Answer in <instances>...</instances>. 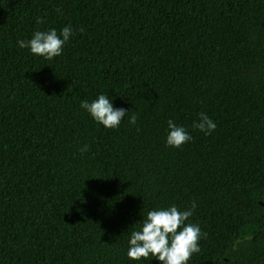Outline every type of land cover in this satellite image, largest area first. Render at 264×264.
I'll list each match as a JSON object with an SVG mask.
<instances>
[{
	"label": "trees",
	"instance_id": "trees-1",
	"mask_svg": "<svg viewBox=\"0 0 264 264\" xmlns=\"http://www.w3.org/2000/svg\"><path fill=\"white\" fill-rule=\"evenodd\" d=\"M65 26L51 60L17 46ZM99 94L115 129L80 108ZM192 201L187 264H264V0H0V264H160L131 231Z\"/></svg>",
	"mask_w": 264,
	"mask_h": 264
},
{
	"label": "clouds",
	"instance_id": "clouds-1",
	"mask_svg": "<svg viewBox=\"0 0 264 264\" xmlns=\"http://www.w3.org/2000/svg\"><path fill=\"white\" fill-rule=\"evenodd\" d=\"M42 22V18H36V24ZM72 35L73 30L69 26L61 28L59 33L55 28L45 31L36 30L31 34L30 39L18 40L17 46L21 49L27 48L31 54L45 60H51L61 55L63 46ZM80 108L105 129L117 128L129 112L124 108H114L105 94H99L91 101H81ZM136 119L133 113L128 117V123L135 125ZM193 127L208 136L217 125L207 114L201 112ZM191 139L189 131L184 126L178 125L171 119L167 121L166 146L179 148ZM79 151L84 154L88 151V145H82ZM196 207V202L192 201L183 210L172 204L147 211L139 228L131 231L127 239L128 258L140 261L142 258L148 260L151 257L160 264H187L191 255L199 251L198 241L205 235L198 224L186 223Z\"/></svg>",
	"mask_w": 264,
	"mask_h": 264
}]
</instances>
